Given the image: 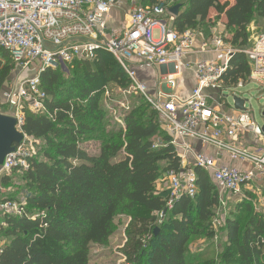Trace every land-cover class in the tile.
Masks as SVG:
<instances>
[{"label": "trees", "instance_id": "obj_1", "mask_svg": "<svg viewBox=\"0 0 264 264\" xmlns=\"http://www.w3.org/2000/svg\"><path fill=\"white\" fill-rule=\"evenodd\" d=\"M142 1L155 5L161 0ZM175 1L184 2L176 31L224 21L230 44L240 48L229 61L222 90L247 82L252 69L242 50L249 45L248 27L255 17L264 19V0ZM12 61L0 49V93L15 69ZM78 66L81 75L71 90L55 89L60 82L54 69L42 72L45 112L25 111L23 131L44 143L24 173L27 206L35 213L2 220L6 227L0 235L9 241L0 264H90L92 249L108 246L120 216L129 221L120 251L126 264H214L189 253L193 239L215 237L220 196L209 174L196 168V197L183 195L169 207L157 183L170 171L181 172V160L157 113L146 104L127 113L123 126L110 125L100 105L105 87L114 83L124 89L130 80L104 50ZM91 141L101 144L98 152L89 151ZM251 203L245 197L238 213L225 221L221 264H264V215ZM240 213L250 217L245 220Z\"/></svg>", "mask_w": 264, "mask_h": 264}, {"label": "built area", "instance_id": "obj_2", "mask_svg": "<svg viewBox=\"0 0 264 264\" xmlns=\"http://www.w3.org/2000/svg\"><path fill=\"white\" fill-rule=\"evenodd\" d=\"M124 4L129 5V25L111 31V11ZM169 10L163 3L148 5L142 0H0V49L9 52L15 64L24 70L41 66L39 74L20 80L1 94L4 104L15 113L23 140L6 156L0 178L14 172L25 173L36 153V140L22 126L25 111L45 112L48 96L41 87L42 72L62 64L92 62L97 52L104 50L115 58L130 80L128 93L138 94L157 113L181 160L182 171H170L164 177L169 185V207L183 195L196 197V168L207 172L214 185L231 197L259 195L262 190L257 183L264 181V128L246 109L232 112L222 97L208 94L212 89L219 90L229 61L239 48L212 34L196 49L199 34L194 30L176 31L175 16ZM155 30L159 32L158 40L154 39ZM250 46L242 50L252 64L250 82L264 88V34ZM195 53L219 57L216 61L191 62L189 58ZM138 64L169 68L171 72L162 79L170 93L160 91L153 96L138 77ZM188 71L194 73L197 85L182 99L178 82ZM243 87L244 82L240 81L237 88ZM246 135L251 136L249 147L239 143ZM194 143L203 149H214L240 166H220L214 157L196 152ZM219 196L220 207L224 208L220 193ZM0 215L2 220L8 216L23 217L25 206L18 201H0ZM2 227H6L3 221Z\"/></svg>", "mask_w": 264, "mask_h": 264}, {"label": "rangeland", "instance_id": "obj_3", "mask_svg": "<svg viewBox=\"0 0 264 264\" xmlns=\"http://www.w3.org/2000/svg\"><path fill=\"white\" fill-rule=\"evenodd\" d=\"M160 3L165 4L166 7H174L177 5H183V1L175 0H161ZM233 3L234 0H231ZM184 9V6L181 10ZM180 10V11H181ZM216 15L214 10L210 13V18ZM200 30L199 40H205L210 38L212 34L219 35L224 37L228 43L232 39V35L226 30L224 21L217 22L211 20L209 23L205 24ZM249 34V46L253 45L256 39L264 34V19L255 17L251 25L248 27ZM154 39H159L158 30L154 31ZM250 46V47H251ZM239 48V47H238ZM240 49V48H239ZM14 70L11 76L8 79L7 84L2 89L0 93V113L9 117H15V113L8 106H6L1 98V94L4 90L13 88L20 80L27 79L39 74L41 69L40 65L31 67L29 69H22L14 61ZM78 63L74 62L72 64H62L57 69H54L59 77V84L55 85V89L63 91L64 89H72L77 82L78 76L80 77V69L78 68ZM84 63V62H83ZM80 73V74H79ZM139 77V75H138ZM222 88V83H220ZM130 86L127 88H120L114 83L108 84L105 88L104 94L102 96L100 105L103 110H105V118L108 120L110 125L113 126L118 124L123 126L124 116L129 113L133 108L141 107L146 105L144 100L135 92H130ZM60 91V92H61ZM65 91V90H64ZM235 94V95H234ZM220 96V95H219ZM221 97L225 98L226 103L233 109L234 99L240 98L245 101V109L251 113L253 119L256 123L264 128V88L259 86L256 83L250 82L245 85L242 89L234 88V90H225L222 91ZM116 123V124H115ZM111 130V128L109 129ZM35 139V138H34ZM36 140V152L38 148L41 149L44 146L42 140ZM89 151L92 153L98 152L100 149V143L98 141H91L86 143ZM0 201L13 200L22 203L25 206L27 214L34 215L35 211L31 208H28L26 198L27 192L25 189V180L24 173L14 172L11 176H6L5 178H0ZM169 187V185L167 184ZM257 187L262 190L259 195L253 193H247L245 197L251 199V209L253 211L262 213L264 215V181H259ZM218 189V188H217ZM225 205L224 208H218L215 210L216 217L213 220L215 237L213 239L204 238L198 239L195 238L190 243L189 253L192 256L201 257L202 259L199 262L210 261L214 264H221V255L224 252L227 236L225 230V221L228 217H234L238 213L236 206L241 204L245 198L243 197H231L228 193L222 192L218 189ZM243 215L244 219L247 220L250 217V214L240 213ZM0 220H2L0 215ZM129 221L126 217L120 216L115 225V234L110 239L108 246L106 247H94L91 251V262L90 264H126L125 259L120 253L121 249L126 243V229ZM9 240L3 238L0 235V245L3 247Z\"/></svg>", "mask_w": 264, "mask_h": 264}, {"label": "crops", "instance_id": "obj_4", "mask_svg": "<svg viewBox=\"0 0 264 264\" xmlns=\"http://www.w3.org/2000/svg\"><path fill=\"white\" fill-rule=\"evenodd\" d=\"M129 22H130V16H129V5L128 4H124L122 6H117L111 11L110 25H109V28L111 31L123 30L127 25H129ZM201 28H202V26H201ZM194 31L196 33L200 34L199 29H195ZM197 40H198V42L196 44V49L199 50L201 42H203L204 40H202V41L199 40V35H198ZM229 45L233 46L231 44H229ZM233 47H235V46H233ZM218 57H219L218 55L210 54V53L205 54V55L195 53L192 56H190L189 60L191 62H196V61L205 60V59L216 61ZM250 66H251V69H253L251 62H250ZM137 68H138L139 78L146 83L150 93L153 96L156 97L160 91L170 93L167 90V87L163 83V79H162V77L165 73L171 72V70L169 68H167V67H152V68L150 67L149 68V67H145V66L140 65V64H138ZM251 73H252V71H251ZM250 77H251V75H250ZM250 77H249L247 82H244L243 80H241L244 82V85H246L247 83H250ZM196 85H197V80L194 76V73L192 71H188V72L184 73L183 78H181L178 82V86H179L178 87V94H179L180 98H182V99L187 98L189 96V94L191 93V91L196 87ZM235 88H237V85ZM218 89H219L218 91H217V89H212L208 92V94H212V95L215 94L216 97H217V95L218 96L220 95L219 97H221L222 91H225V90H222L220 84L218 85ZM231 90H234V89H231ZM222 99L225 101V98L222 97ZM233 104H234V102H233ZM244 107H246V105H244ZM227 109L232 111V112H240L241 111V110H237L235 108V105H234L233 109L230 108V106L228 105ZM239 143L244 145L245 147H249L251 144V136L246 135L245 137H242ZM193 145H194L196 152L205 153L206 155H209L210 157H214L216 159L218 165H220V166H228L230 168H235V167L240 166L239 163L231 161L229 159V157H227L223 154L222 155L218 154L214 149H211V148H207V149L204 148L203 149V147L198 143H194ZM211 181H212V179H211ZM156 188H157V191L159 194L163 195L164 197L169 196V187L167 186V182L165 181V179L160 180L157 183ZM261 192H259V193H261ZM0 221L2 222V220H0Z\"/></svg>", "mask_w": 264, "mask_h": 264}, {"label": "water", "instance_id": "obj_5", "mask_svg": "<svg viewBox=\"0 0 264 264\" xmlns=\"http://www.w3.org/2000/svg\"><path fill=\"white\" fill-rule=\"evenodd\" d=\"M182 5L170 8V13L179 16ZM234 105L237 110H245V101L240 98L234 99ZM264 116V112H263ZM23 140V135L17 130V120L0 113V167L8 154L15 150V146ZM167 211L164 212L166 214Z\"/></svg>", "mask_w": 264, "mask_h": 264}]
</instances>
